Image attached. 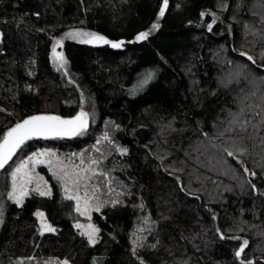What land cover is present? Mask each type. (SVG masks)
<instances>
[{
    "label": "trees",
    "instance_id": "1",
    "mask_svg": "<svg viewBox=\"0 0 264 264\" xmlns=\"http://www.w3.org/2000/svg\"><path fill=\"white\" fill-rule=\"evenodd\" d=\"M161 7L0 0V140L34 114L88 113L83 134L30 140L15 155L48 145L92 156L103 200L89 244L45 167L50 194L21 204L0 168V264H264V0H168L163 17ZM72 27L123 45L63 38L56 68L51 42ZM36 209L55 231H38Z\"/></svg>",
    "mask_w": 264,
    "mask_h": 264
},
{
    "label": "snow or ice",
    "instance_id": "2",
    "mask_svg": "<svg viewBox=\"0 0 264 264\" xmlns=\"http://www.w3.org/2000/svg\"><path fill=\"white\" fill-rule=\"evenodd\" d=\"M168 7V0H163V7L160 8L159 16L163 17L165 14V9ZM203 15V13H202ZM214 22V21H213ZM159 27L158 24L154 23L152 25V30H155ZM209 29H211L212 25H208ZM149 36V32H141L136 36V41H141L147 39ZM66 38H80V43H103L106 45H110L112 48H120L123 45V41L120 42H112L108 39H106L102 35H98L96 33H88V32H81V31H73L66 33ZM57 46H62V41L57 40L56 41ZM53 57L56 60V62L59 65V68H64L67 61L64 59L63 54L60 52H57L56 47L52 48ZM246 55V54H241ZM249 60H251L253 63L255 61L251 56L247 57ZM151 77L149 76V79ZM147 80L145 81V83ZM87 118L88 113L81 111L74 119L71 120H64L61 119L58 116H31L27 119H24L22 122L17 123L14 127H12L10 130L7 131V133L3 136V139L0 140V168H4L6 164L12 159V157L16 154L17 150L21 148V146L27 141L31 140L35 137H43V138H49V137H56V138H63L65 136H76L81 135L83 132L87 129ZM104 139H108L107 136L104 137ZM99 151V149H97ZM126 151V150H122ZM229 156H233L234 153L228 152ZM49 156V157H55L56 154L54 152H40L35 153L33 156L28 158V161L21 162L19 166L16 167L15 171L12 173V179H13V190L11 193H9V199H13L17 204H21L23 197L28 194L25 185L27 183L31 182V177L25 169L28 168L29 164H32L33 166L37 163L44 164L48 163L51 165L53 161L51 159L45 161L44 159H41V157ZM61 171H64V169L67 167V165L63 164V161L58 162ZM84 161L81 160V164H83ZM98 161L91 160L89 168L86 169H80L81 172H87L91 170L93 172V175H95V169L91 168V165H96ZM247 171V169L245 170ZM22 174V176H21ZM64 175L67 176L68 173L64 171ZM79 176V173H77ZM255 175V173H253ZM21 176V180L19 185L17 184V177ZM63 178V177H61ZM80 179H84L85 177L80 176ZM90 178V177H89ZM39 193V195H49V192L41 191L39 186H37L35 189ZM71 198V197H70ZM115 203V202H114ZM97 211H99V208H96ZM77 211L81 213V215H85L88 212V205L87 202H85V207L83 210H81L79 204L77 205ZM38 217H43V213H36ZM90 219V217H89ZM75 227L77 229H84L81 231L82 236H86L88 239L89 244H95L96 241V235L99 232V229L95 228L93 225L89 224L87 228H85L84 225L76 224ZM43 231H55L50 225L44 223L42 221V233ZM224 237L221 235V239ZM238 239V237H237ZM248 244V241L245 240L243 242V246L235 252L236 257H240L241 254L244 252V247H246ZM64 264H67L65 261ZM241 264H244V261H241ZM248 264H252V261H248Z\"/></svg>",
    "mask_w": 264,
    "mask_h": 264
},
{
    "label": "rangeland",
    "instance_id": "3",
    "mask_svg": "<svg viewBox=\"0 0 264 264\" xmlns=\"http://www.w3.org/2000/svg\"><path fill=\"white\" fill-rule=\"evenodd\" d=\"M73 31L95 33L94 31L86 29V28L72 27V28L66 29L60 37L54 38L51 42L49 57H50L51 63L56 68H59V65L53 57L52 48L56 47L57 52L62 53L60 46L56 45V41L57 40L61 41V39L66 38V33L73 32ZM69 39H72V38H69ZM72 40L79 41L80 38H76ZM40 152H54L56 156L55 157H49V156L41 157V159H44L45 161L51 159L53 161L51 165H49L48 163H44V164L37 163L34 166L32 164H29L28 168L25 169V171H27L31 177V182L25 185L28 194L30 192L38 193L37 191L34 190L37 186H39L41 191L50 192L48 182L39 169L40 167H45L46 170L49 171L53 176H55L61 183L64 196L69 197V198L71 197L70 199H72L74 203L76 214L73 217V225L75 226L76 224L79 223L81 225H84L85 228H87V226L91 224L96 228V226L91 221V219H89V217H90L91 211L96 210L97 207L99 208L103 200L101 197L99 187L94 180L93 172L91 170L87 172L80 171V169L89 168L91 160H94L92 156L85 154L84 152L70 151V152L61 153L51 146L44 145V146H39V147L34 148L32 151L26 153L25 155H22V156L20 154L14 155L12 159L8 162V164H6L7 166H9L6 197L9 198V193H11L13 190L12 173L15 171L16 167L19 166L21 162L28 161V158L33 156L35 153H40ZM81 160L84 161L83 164H81ZM59 161H63V164L67 165V167L64 169V171L68 173L67 176L64 175V171H61V167L58 163ZM91 168L95 169V173L100 172L101 170L97 165H91ZM77 173H79V176L77 175ZM21 176L17 177L18 185L20 183ZM80 176L85 177V178L80 179L79 178ZM10 200L14 201L13 199H10ZM85 202H87V205H88V212L85 215H81V213L77 211V205L79 204L81 210H83L85 207ZM38 212L43 213L42 218L36 215V213ZM34 214L37 220V229L39 232H42V221L50 225L54 229V226L47 220L44 214V211L42 209H36ZM143 222L145 224L148 223L145 218L143 219ZM142 229H143V224L137 223L135 225L134 231H133L134 240H137L140 237ZM78 230L81 233V231H83L84 229H78ZM65 261L67 262V264H71L66 258L54 257L51 259V262L53 264H64Z\"/></svg>",
    "mask_w": 264,
    "mask_h": 264
},
{
    "label": "water",
    "instance_id": "4",
    "mask_svg": "<svg viewBox=\"0 0 264 264\" xmlns=\"http://www.w3.org/2000/svg\"><path fill=\"white\" fill-rule=\"evenodd\" d=\"M113 42V41H112ZM40 115H45V116H58V117H60L61 119H64V120H71V118H66V117H62V116H59V115H55V114H48V113H38V114H34V115H31V116H40ZM31 116H28V117H26V118H24V119H27V118H29V117H31ZM24 119H22L21 121H19V122H17V123H20V122H22ZM73 119V118H72ZM17 123H15L13 126H11L9 129H7L6 130V132L4 133V135L7 133V131L8 130H10L12 127H14ZM3 135V136H4ZM50 138V137H49ZM2 139H3V137H2ZM35 139H45V138H43V137H35V138H33V139H31V140H35ZM27 141H30V140H27ZM26 141V142H27Z\"/></svg>",
    "mask_w": 264,
    "mask_h": 264
}]
</instances>
